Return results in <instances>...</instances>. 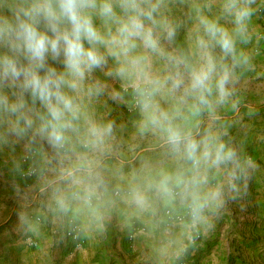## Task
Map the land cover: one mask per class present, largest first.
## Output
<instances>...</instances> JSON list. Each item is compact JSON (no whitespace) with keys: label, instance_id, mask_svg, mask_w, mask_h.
<instances>
[{"label":"clouds","instance_id":"obj_1","mask_svg":"<svg viewBox=\"0 0 264 264\" xmlns=\"http://www.w3.org/2000/svg\"><path fill=\"white\" fill-rule=\"evenodd\" d=\"M262 19L264 0H0V223L24 264H196L213 241L199 264H229L264 182Z\"/></svg>","mask_w":264,"mask_h":264},{"label":"crops","instance_id":"obj_2","mask_svg":"<svg viewBox=\"0 0 264 264\" xmlns=\"http://www.w3.org/2000/svg\"><path fill=\"white\" fill-rule=\"evenodd\" d=\"M257 23L264 24V19L258 20ZM251 190L252 197L248 204L247 212L241 213L238 207L234 208L235 227L239 232L242 243L233 241L234 255L230 257L229 264H245V262L248 261L247 252L249 242L254 244L256 241L264 239V220L257 219L258 208L255 203V198L264 199V191L262 190V186L259 191L258 183L256 181L252 182ZM6 198V192L3 189H0V203L1 201H6ZM9 228L10 225L0 227V264H24L21 254L12 246V240L6 235ZM215 243L216 241L211 242L205 250L199 252L197 256L194 257L196 264H199L200 259L212 249ZM209 248L210 250H208ZM60 249L64 248L62 247ZM60 249L53 250V257L56 256L55 254L57 250ZM67 252L68 250L64 252V258L72 259ZM73 254L74 252H72V255ZM250 264H264V254H261L256 259L252 260Z\"/></svg>","mask_w":264,"mask_h":264},{"label":"rangeland","instance_id":"obj_3","mask_svg":"<svg viewBox=\"0 0 264 264\" xmlns=\"http://www.w3.org/2000/svg\"><path fill=\"white\" fill-rule=\"evenodd\" d=\"M260 119H264V117H261ZM258 151H264V146H261V148L258 149ZM261 186H262V190L264 191V182L258 183L259 191H260ZM4 202L5 201H1V203H4ZM7 207H8V209L11 208V202L10 201L7 203ZM5 215H7V213H5ZM11 223H12V221L9 220L6 223L0 224V227H3L5 225H7V226L11 225ZM208 250H210V248ZM65 251H66L65 248L57 250V252L55 254L56 256H54V257H53V253H52L53 264H77V258H78L77 251L74 249H71V251L74 252V254L71 255L72 259H65L64 258V255H65L64 252ZM67 254H68V252H67Z\"/></svg>","mask_w":264,"mask_h":264}]
</instances>
